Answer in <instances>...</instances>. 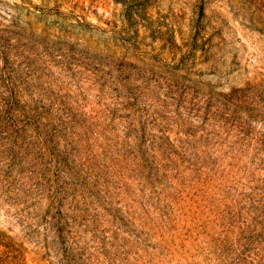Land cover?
Returning <instances> with one entry per match:
<instances>
[{"label":"rangeland","instance_id":"rangeland-1","mask_svg":"<svg viewBox=\"0 0 264 264\" xmlns=\"http://www.w3.org/2000/svg\"><path fill=\"white\" fill-rule=\"evenodd\" d=\"M0 264H264V0H0Z\"/></svg>","mask_w":264,"mask_h":264}]
</instances>
